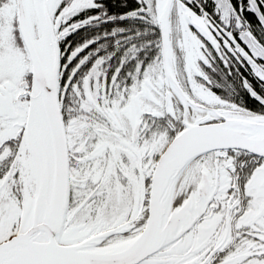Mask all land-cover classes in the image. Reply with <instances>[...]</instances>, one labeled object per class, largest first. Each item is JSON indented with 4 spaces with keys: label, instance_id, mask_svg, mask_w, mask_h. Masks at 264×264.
Wrapping results in <instances>:
<instances>
[{
    "label": "snow or ice",
    "instance_id": "1",
    "mask_svg": "<svg viewBox=\"0 0 264 264\" xmlns=\"http://www.w3.org/2000/svg\"><path fill=\"white\" fill-rule=\"evenodd\" d=\"M0 264H264V0H0Z\"/></svg>",
    "mask_w": 264,
    "mask_h": 264
},
{
    "label": "flooded vegetation",
    "instance_id": "2",
    "mask_svg": "<svg viewBox=\"0 0 264 264\" xmlns=\"http://www.w3.org/2000/svg\"><path fill=\"white\" fill-rule=\"evenodd\" d=\"M245 2H246V0H245Z\"/></svg>",
    "mask_w": 264,
    "mask_h": 264
}]
</instances>
